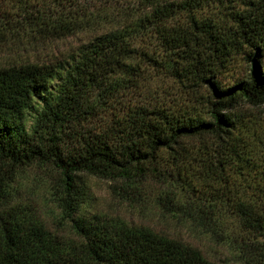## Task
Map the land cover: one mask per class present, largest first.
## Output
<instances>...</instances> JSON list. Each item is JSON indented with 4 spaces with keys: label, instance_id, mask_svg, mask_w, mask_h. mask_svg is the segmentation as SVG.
I'll return each mask as SVG.
<instances>
[{
    "label": "trees",
    "instance_id": "16d2710c",
    "mask_svg": "<svg viewBox=\"0 0 264 264\" xmlns=\"http://www.w3.org/2000/svg\"><path fill=\"white\" fill-rule=\"evenodd\" d=\"M22 18L42 42L78 44L0 67V264H212L176 236L94 213L87 177L157 183L160 214L212 239L231 231L263 261L264 174L250 177L263 141L239 109L264 105V0H54ZM236 55L249 69L222 86ZM152 71L186 84L199 112L139 101ZM33 165L57 175L54 229L8 186Z\"/></svg>",
    "mask_w": 264,
    "mask_h": 264
},
{
    "label": "rangeland",
    "instance_id": "374dc122",
    "mask_svg": "<svg viewBox=\"0 0 264 264\" xmlns=\"http://www.w3.org/2000/svg\"><path fill=\"white\" fill-rule=\"evenodd\" d=\"M54 0H0V67L46 61L49 57H59L69 53L78 44L76 39L59 42H42L34 36V29L24 23L27 12L52 6ZM84 2V1H83ZM210 8L204 10L205 16L212 17ZM204 15V14H203ZM248 53V51H246ZM51 58V60H53ZM260 71L264 74V58L260 59ZM249 69L245 55L233 56L219 73L222 86L231 85L236 79L245 76ZM145 94L139 101L147 104L165 103V107L177 114H195L199 112L197 99L186 84L179 83L168 76L150 72ZM207 97L206 92H203ZM196 101V102H195ZM143 105L139 103L137 106ZM239 113L248 121V126L263 141V147L257 142L254 155V167L250 177L259 178L264 174V105L252 107L244 105ZM1 172V171H0ZM245 173L248 172L245 170ZM89 185L88 197L91 210L123 220L133 226H144L156 231L173 235L198 248L212 264H264L239 248L238 240L231 231L227 237L212 239L194 232L187 225L169 215L160 214L156 202L163 197L162 187L157 183H148L142 190L123 188L118 182L85 178ZM57 175L47 167L33 165L18 171L9 187H13V198L34 211L38 219L48 228H56L62 222L57 205ZM260 188V185L256 189ZM61 227V226H60ZM232 230V229H230ZM225 235V234H224ZM261 243H264V240ZM262 245V244H261Z\"/></svg>",
    "mask_w": 264,
    "mask_h": 264
}]
</instances>
